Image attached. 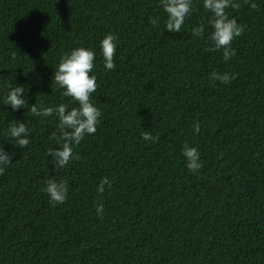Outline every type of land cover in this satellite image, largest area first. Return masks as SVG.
I'll use <instances>...</instances> for the list:
<instances>
[{
	"label": "trees",
	"instance_id": "1",
	"mask_svg": "<svg viewBox=\"0 0 264 264\" xmlns=\"http://www.w3.org/2000/svg\"><path fill=\"white\" fill-rule=\"evenodd\" d=\"M233 2L225 12L242 32L225 61L209 50L203 0L177 33L164 31L160 0H0V145L12 155L0 172V264H264V0ZM109 33L105 71L98 44ZM75 47L96 53L99 123L54 168L57 120L30 109L79 106L52 81ZM6 84L25 86L24 108L2 103ZM11 121L25 124L23 149L8 142ZM185 143L200 153L196 173ZM104 177L111 186L97 193ZM49 179L67 182L63 203L41 190Z\"/></svg>",
	"mask_w": 264,
	"mask_h": 264
},
{
	"label": "clouds",
	"instance_id": "2",
	"mask_svg": "<svg viewBox=\"0 0 264 264\" xmlns=\"http://www.w3.org/2000/svg\"><path fill=\"white\" fill-rule=\"evenodd\" d=\"M237 7L233 0H203V8L212 14L210 19L212 31L208 37L211 41L212 48L210 51L222 50L223 59L229 60L233 54L231 42L242 32V27L234 18H228L225 9L228 7ZM255 8L254 3L249 5ZM159 7L165 13L164 31L171 33L181 32V26L185 18L191 14L192 0H160ZM150 23L154 26L158 23L156 18L150 17ZM192 35L200 37L204 31L203 26L192 28ZM116 36L114 34H105L100 39L98 48L99 55L102 57L103 68L105 71L112 70L115 65L113 61L114 52L117 47ZM15 55V54H13ZM96 53L91 48L75 47L71 51L60 57L59 63L53 70L52 81L62 90V96L70 97L72 101L79 106L67 109V105L61 103L55 106L42 107L39 110L33 104L31 113L50 117L54 116L57 120L56 130L52 132L51 139L56 147L48 150L51 157L52 165L64 167L71 159H74L73 148L80 143L86 135H92L97 130L99 123L100 111L90 101V94L94 93L97 88L96 75L94 69V57ZM91 73V74H90ZM232 77L228 73H213V79L221 83H229ZM8 89L6 95L2 98V103L16 111L21 107L24 108L25 86L5 85ZM199 124L193 125V134L199 132ZM9 140L13 146L23 149L28 145V133L25 124L21 121H11L7 129ZM141 138L145 141L155 142L156 138L151 135L150 131H143ZM15 141L13 144L11 141ZM181 154L184 158L185 166L191 173L198 172L202 164L200 163V153L196 147L184 144ZM12 161V155L5 151L3 145H0V172ZM111 186L107 177L100 180L96 191L103 193L105 186ZM47 194L49 201L55 204H61L65 201L68 194L67 182L63 180L49 179L41 189ZM103 206H96L97 215L103 213Z\"/></svg>",
	"mask_w": 264,
	"mask_h": 264
}]
</instances>
